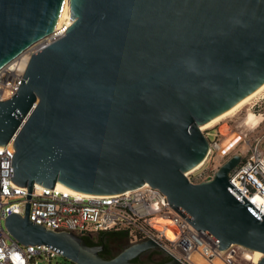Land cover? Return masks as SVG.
<instances>
[{
    "label": "water",
    "instance_id": "1",
    "mask_svg": "<svg viewBox=\"0 0 264 264\" xmlns=\"http://www.w3.org/2000/svg\"><path fill=\"white\" fill-rule=\"evenodd\" d=\"M75 20L33 53L14 95L0 100V146L13 141L12 179L109 195L145 184L225 251L263 255L264 217L232 189L229 157L213 177L186 175L207 158L201 130L264 84V0H0V69ZM11 213L23 245H49L77 264H189L136 259L159 245L131 243L112 256L73 231Z\"/></svg>",
    "mask_w": 264,
    "mask_h": 264
},
{
    "label": "built area",
    "instance_id": "2",
    "mask_svg": "<svg viewBox=\"0 0 264 264\" xmlns=\"http://www.w3.org/2000/svg\"><path fill=\"white\" fill-rule=\"evenodd\" d=\"M58 36L56 31L39 40L0 69V100L10 98L19 89L32 54ZM262 107L264 91L249 101L248 109L255 112ZM206 136L210 139L208 158L212 153H219L223 140L220 132L214 135L207 132ZM14 155L13 141L0 146V264H77L55 260L59 253L49 245H23L12 236L6 219L14 212L24 215L27 202H30V220L48 229L73 231L83 237L111 228L127 229L133 242L153 239L159 245L156 249L189 264H194L191 254L195 251L211 260L222 252L215 239L197 230L188 216L173 208L161 189L150 184L125 192L85 197L57 184L49 188L35 183L28 199V187H21L12 179ZM191 173L186 175L193 182L211 178L200 174L198 179H193ZM229 180L235 194L241 199L247 198L251 210L258 217H264V157L259 150L245 156L232 170ZM159 219L166 224L157 225ZM169 229L175 233L173 239L166 235ZM226 261L231 263L230 259Z\"/></svg>",
    "mask_w": 264,
    "mask_h": 264
},
{
    "label": "rangeland",
    "instance_id": "3",
    "mask_svg": "<svg viewBox=\"0 0 264 264\" xmlns=\"http://www.w3.org/2000/svg\"><path fill=\"white\" fill-rule=\"evenodd\" d=\"M68 21L69 19H66V22ZM248 108L249 102L241 107L234 117L232 114L208 128L209 131L207 132L210 135L220 132L221 138L228 148L221 155L216 152L210 154L206 159V163L190 174L193 179H198L200 174H202V177H213L217 169L236 153H241L244 157H248L253 151L259 150L264 157V107L260 111L255 112H250L251 110ZM207 132L204 133L207 134ZM116 249L117 251L120 250L119 247H116ZM247 250L244 247L232 246L225 250L226 252L223 256L225 260H231L229 264H257L254 261L253 250ZM63 259L60 254L55 258L58 261H63Z\"/></svg>",
    "mask_w": 264,
    "mask_h": 264
},
{
    "label": "bare ground",
    "instance_id": "4",
    "mask_svg": "<svg viewBox=\"0 0 264 264\" xmlns=\"http://www.w3.org/2000/svg\"><path fill=\"white\" fill-rule=\"evenodd\" d=\"M75 18L76 17L71 14L70 5H69V1H68V13H67L66 19H69V21L66 22V20H65V22L63 23V25L59 29H57L58 35L63 34L65 32V28L64 27L65 26L68 27L69 25H71V23L75 20ZM262 91H264V84H262L258 89H256L254 92H252L251 94H249L247 97H245L243 100H241L239 103H237L235 106H233L229 110H227V111L223 112L222 114L216 116L215 118H213L212 120H210L206 124L201 125V130L205 132L206 129L212 127L217 122H219L222 119H224V118H226V117L234 114L237 110H239L241 107H243L244 105H246L252 98H254L255 96H257ZM227 148H228V146L224 143V141H222V146L220 148V151H219L218 155L223 154L227 150ZM205 163H206V160L203 161L198 166H196L193 170L189 171L188 173L196 171L197 169H199L200 167H202ZM57 186L59 188L69 189V190H71L72 192H75V193H80L82 196H85V197H96L97 196V195H93V194L78 192L76 190H73V189H71V188L63 185L62 183H57ZM156 223L159 226H161V224H163V225L166 224L161 219L157 220ZM166 235L170 239H173L175 237V233L171 229H169V230L166 231ZM225 252L226 251L220 252L219 254H217L211 260V259H208V258L204 257L199 252L195 251V252H193L191 254V260H192V262L194 264H228L227 261L225 260V258L223 257V255L225 254ZM253 252H254V261L258 262L259 259L262 257L263 254L261 252H259V251H253Z\"/></svg>",
    "mask_w": 264,
    "mask_h": 264
},
{
    "label": "trees",
    "instance_id": "5",
    "mask_svg": "<svg viewBox=\"0 0 264 264\" xmlns=\"http://www.w3.org/2000/svg\"><path fill=\"white\" fill-rule=\"evenodd\" d=\"M89 244H105L106 247L109 245H115L122 249L129 244V231L127 229L111 228L92 236H85ZM61 262H72L69 259L63 257ZM169 257L165 255L159 249H152L146 252L143 256L138 257L136 260L140 262H152V263H163L168 260Z\"/></svg>",
    "mask_w": 264,
    "mask_h": 264
},
{
    "label": "flooded vegetation",
    "instance_id": "6",
    "mask_svg": "<svg viewBox=\"0 0 264 264\" xmlns=\"http://www.w3.org/2000/svg\"><path fill=\"white\" fill-rule=\"evenodd\" d=\"M243 158H244V156H243ZM243 158H242V160H243ZM129 237L130 238H129V244L128 245H130L131 243H134L130 233H129ZM116 251H117V249H116L115 245H109L108 247L105 246V249L103 250L102 254L105 255V256H112V255H114L116 253ZM143 255H141V256H143Z\"/></svg>",
    "mask_w": 264,
    "mask_h": 264
}]
</instances>
